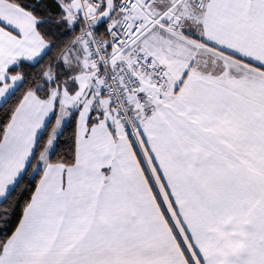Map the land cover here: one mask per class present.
I'll list each match as a JSON object with an SVG mask.
<instances>
[{"label":"snow or ice","instance_id":"snow-or-ice-1","mask_svg":"<svg viewBox=\"0 0 264 264\" xmlns=\"http://www.w3.org/2000/svg\"><path fill=\"white\" fill-rule=\"evenodd\" d=\"M0 264H264V0H0Z\"/></svg>","mask_w":264,"mask_h":264},{"label":"trees","instance_id":"trees-1","mask_svg":"<svg viewBox=\"0 0 264 264\" xmlns=\"http://www.w3.org/2000/svg\"><path fill=\"white\" fill-rule=\"evenodd\" d=\"M71 131H72V129L69 128V129L65 132V137H64V139H67V138L71 135ZM25 198H27V197H25Z\"/></svg>","mask_w":264,"mask_h":264}]
</instances>
